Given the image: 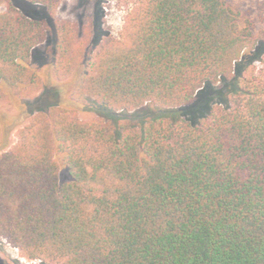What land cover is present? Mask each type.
Here are the masks:
<instances>
[{
	"label": "trees",
	"instance_id": "trees-1",
	"mask_svg": "<svg viewBox=\"0 0 264 264\" xmlns=\"http://www.w3.org/2000/svg\"><path fill=\"white\" fill-rule=\"evenodd\" d=\"M26 1L48 16L60 2ZM119 1L120 34L96 50L77 26L52 23L53 72H79L75 93L99 118L53 103L18 130L0 154V236L41 264H264V53L246 55L259 41L253 21L228 0ZM2 5L0 84L38 89L29 60L47 27L14 0ZM222 81L199 118L182 114Z\"/></svg>",
	"mask_w": 264,
	"mask_h": 264
},
{
	"label": "rangeland",
	"instance_id": "rangeland-1",
	"mask_svg": "<svg viewBox=\"0 0 264 264\" xmlns=\"http://www.w3.org/2000/svg\"><path fill=\"white\" fill-rule=\"evenodd\" d=\"M228 1L239 13L241 20L250 19L255 25V34L259 41L253 50L246 52V55L251 52L257 53L258 50L264 53V0ZM14 2L23 12L42 20L47 27V35L43 42L32 49L29 60V66L41 74V86L35 89L33 84L17 86L0 84V154L10 150L18 141V130L28 123L33 114L48 109L53 103L69 110L71 115L81 120L99 118L95 111L88 108L89 104L84 98L86 95L75 93L79 83V72L64 77H57L53 72L52 58L56 42L51 28L52 23L59 21L77 26L82 35L80 39L87 43L83 44L96 50L106 38L119 36L126 15V7L119 0H60L49 16L39 4H32L26 0ZM5 9V5L0 6V12ZM86 40H93V44L88 45ZM260 64V61H254L250 67L253 69ZM224 86L225 83L222 81L210 90L202 87L193 103L180 107L182 114L187 118L191 115L199 118L198 110L208 109L213 105L217 101L215 92L221 91ZM58 161L59 179L61 182L67 181L70 177L68 171L60 157ZM0 264H41V260L24 258L18 248L0 236Z\"/></svg>",
	"mask_w": 264,
	"mask_h": 264
}]
</instances>
